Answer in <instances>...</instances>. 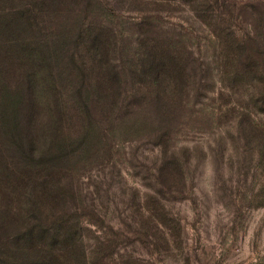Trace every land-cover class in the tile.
<instances>
[{"label":"rangeland","instance_id":"1","mask_svg":"<svg viewBox=\"0 0 264 264\" xmlns=\"http://www.w3.org/2000/svg\"><path fill=\"white\" fill-rule=\"evenodd\" d=\"M26 9L62 100L19 228L67 234L86 258L61 236L66 264H264V0L0 2ZM153 45L175 56L168 102L143 68Z\"/></svg>","mask_w":264,"mask_h":264},{"label":"trees","instance_id":"2","mask_svg":"<svg viewBox=\"0 0 264 264\" xmlns=\"http://www.w3.org/2000/svg\"><path fill=\"white\" fill-rule=\"evenodd\" d=\"M16 14L19 15L14 16ZM38 19L39 14L28 9L0 13V141H3L0 143V264H66L70 256L66 257L63 252L52 248L54 243L60 242L61 236L65 246L72 245L68 252L79 251L78 262L81 256L86 258L85 251L82 253L78 249L77 242L69 241L67 234L56 231L50 234L42 228L37 229L35 223L30 224L29 229L19 228V222L25 219L26 214L20 204L26 198L27 186L34 184L40 174L33 168L39 169L45 163V156L56 149L60 133V122L52 108L58 109L61 103L58 101L62 99L57 97V79L50 50L42 39L38 40ZM24 30L28 31L30 39L23 41L20 34ZM152 48L151 52L145 51L143 68L145 73L151 72L150 82L155 87L158 103H163L164 99L168 102L181 93L173 87L176 72L171 78L177 68L175 56L171 57L166 49H156L155 45ZM92 49L93 55L99 57L107 51L105 45L102 49L99 47L97 38ZM248 71L258 73L252 64ZM11 113H15L14 127ZM39 116H51L53 119L43 123ZM6 127L16 130L10 145ZM13 150L21 159L15 158L14 161L9 155ZM36 196L37 207H40V194Z\"/></svg>","mask_w":264,"mask_h":264}]
</instances>
